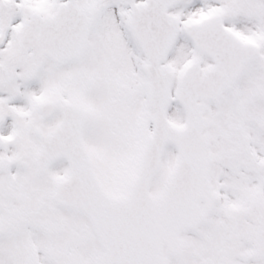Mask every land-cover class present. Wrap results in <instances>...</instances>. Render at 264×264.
Wrapping results in <instances>:
<instances>
[{"label":"snow or ice","instance_id":"6c2138e0","mask_svg":"<svg viewBox=\"0 0 264 264\" xmlns=\"http://www.w3.org/2000/svg\"><path fill=\"white\" fill-rule=\"evenodd\" d=\"M0 264H264V0H0Z\"/></svg>","mask_w":264,"mask_h":264}]
</instances>
